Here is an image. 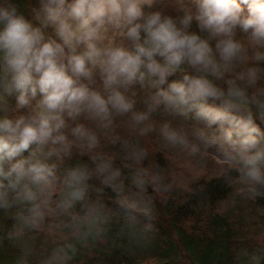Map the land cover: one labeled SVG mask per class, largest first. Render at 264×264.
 <instances>
[{
    "label": "clouds",
    "instance_id": "obj_1",
    "mask_svg": "<svg viewBox=\"0 0 264 264\" xmlns=\"http://www.w3.org/2000/svg\"><path fill=\"white\" fill-rule=\"evenodd\" d=\"M32 13L39 26L14 0H0V211L13 221L8 239L23 241L46 225L53 231L54 215L66 218L63 227L78 241L101 234L105 206L90 193L104 187L125 209L147 211L141 194L148 183L161 187L160 173L138 170L131 182L139 192H127L121 170L97 151L98 132L70 126L81 118L108 135L117 117H128L143 137L157 131L151 118L161 106L191 116L205 125L195 140L159 125L167 146L189 155L214 146L247 195L264 188V132L256 123L264 121V0H38ZM178 72L182 78L169 82ZM96 73L102 90L92 87ZM137 85L150 92L144 111L136 110V93L128 95ZM12 98L26 115L10 117ZM74 148L93 153L94 168L61 169ZM123 149L137 163L148 155L138 141L124 140ZM94 178L103 187L93 189ZM77 251L73 243L57 246L42 264H68ZM241 255L264 264L256 252Z\"/></svg>",
    "mask_w": 264,
    "mask_h": 264
},
{
    "label": "trees",
    "instance_id": "obj_2",
    "mask_svg": "<svg viewBox=\"0 0 264 264\" xmlns=\"http://www.w3.org/2000/svg\"><path fill=\"white\" fill-rule=\"evenodd\" d=\"M14 2L39 26L32 13V8L38 7V0ZM156 9L161 10L162 6L158 4ZM163 11L176 15L172 7L163 8ZM44 31L54 37L51 27ZM121 42L126 43L120 38L117 43ZM185 71L191 74L190 70ZM181 78L182 73L178 72L169 77V82ZM92 87L102 90L98 73ZM133 92L136 93L132 97L136 100V110H146L149 90L137 85L128 95L132 96ZM9 103L10 117L28 113V109L17 112L15 98ZM191 118L193 124L205 127L202 121ZM151 119L171 125L181 120L178 115L165 111L163 106ZM75 123H85L98 132L100 147L97 151L111 157L113 166L121 170L127 192H139L131 178L143 169L158 171L162 176L161 187L157 189L151 183L145 185L141 195L147 211L125 209L111 188L104 187L102 194L92 191V199L99 195L105 206L107 222L101 234L83 242L63 227L66 218L56 215L49 217L47 222L53 226L52 235L46 225L44 230L28 233L23 241L10 240L7 231L13 221L0 211V264H42L55 247L66 243H73L78 249L68 264H246L241 255L244 250L264 256V188L258 189L255 197L247 195L245 186L239 182L238 171L220 162L216 147L213 146L215 150L202 147L200 153L203 155L196 154L198 157L187 167L156 138L141 137L133 131L128 117H117L108 135L82 118L69 121L70 126ZM256 123L264 132V121L256 119ZM210 130L214 132L215 128ZM116 136L120 139L113 143ZM124 140L138 141L147 150V158L139 163L130 159L123 149ZM92 155L74 148L72 156L66 158L60 168L78 163L94 168ZM89 183L93 189L103 187L95 178Z\"/></svg>",
    "mask_w": 264,
    "mask_h": 264
},
{
    "label": "rangeland",
    "instance_id": "obj_3",
    "mask_svg": "<svg viewBox=\"0 0 264 264\" xmlns=\"http://www.w3.org/2000/svg\"><path fill=\"white\" fill-rule=\"evenodd\" d=\"M109 36H110L111 39H114L116 42L121 38L120 35H119V33H116V32L110 33ZM124 119H126V117H124ZM179 119H181V120H177L179 122L172 124V127L176 128L177 130H181L182 129L185 133L188 134V136H189L190 139L195 140V136L194 135H189V134H194L197 129H200L202 127H199V126L193 124L192 122H190V120L192 119L191 116L189 118H184L182 116H179ZM151 122L156 125L157 131L151 132L148 135H151L152 138H156V140L159 141L161 144H163V146H166L165 148H168L173 155H176V158L178 160H180L187 167H190L192 165V163H193L192 161L195 159V157H198V156L197 155H189L188 152L181 150L179 147L172 148L170 146H167L166 143L163 141L162 137H160L159 131H158L159 125L161 123H163L162 120L157 121V120L151 119ZM192 127L194 129H192ZM213 128H215V126H213ZM208 131L210 133L213 132L210 129H208ZM202 147H203V145H201V148ZM213 150H215L214 147H213ZM198 154L199 155H203L202 153H198ZM49 234L52 235L53 234V231H51Z\"/></svg>",
    "mask_w": 264,
    "mask_h": 264
}]
</instances>
